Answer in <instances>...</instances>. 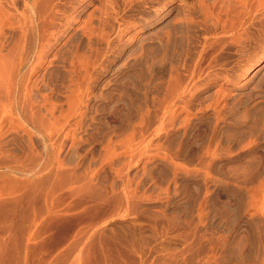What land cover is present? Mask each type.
<instances>
[{
  "label": "rangeland",
  "instance_id": "rangeland-1",
  "mask_svg": "<svg viewBox=\"0 0 264 264\" xmlns=\"http://www.w3.org/2000/svg\"><path fill=\"white\" fill-rule=\"evenodd\" d=\"M0 264H264V0H0Z\"/></svg>",
  "mask_w": 264,
  "mask_h": 264
},
{
  "label": "bare ground",
  "instance_id": "bare-ground-1",
  "mask_svg": "<svg viewBox=\"0 0 264 264\" xmlns=\"http://www.w3.org/2000/svg\"><path fill=\"white\" fill-rule=\"evenodd\" d=\"M247 73H249V69H247L244 74H247Z\"/></svg>",
  "mask_w": 264,
  "mask_h": 264
}]
</instances>
